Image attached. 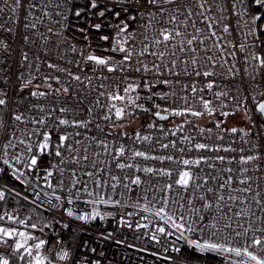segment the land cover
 I'll use <instances>...</instances> for the list:
<instances>
[{
	"label": "snow or ice",
	"instance_id": "6c2138e0",
	"mask_svg": "<svg viewBox=\"0 0 264 264\" xmlns=\"http://www.w3.org/2000/svg\"><path fill=\"white\" fill-rule=\"evenodd\" d=\"M50 2L55 3L56 9L65 7L67 11V0H45V9ZM108 3H112L111 9ZM108 3L103 4L98 16L104 18L110 12L116 20L115 32L111 33V40L109 35L100 37L107 42V47L97 45L101 54L86 53L83 49L78 52L71 43H56L52 49H42V55L33 53L37 64L43 63L50 73L41 75L39 67L30 65L36 76L31 72L27 78L23 72L18 74L17 90L27 89L30 97L37 101L43 99V103L28 104L25 111H20L12 107L8 93L0 88V181L11 176L21 185L16 190L0 183V202L6 204L12 197L33 206L46 204L52 221L57 224L55 213L61 209L68 217L91 222L105 218L99 205H121V201L111 199L105 189L114 191L122 186L131 192L132 186H136L147 191L142 185L147 183L151 188L152 184L163 181L161 187L153 189L154 199L160 202L154 215L179 231V239H185L184 233L196 230L199 225L201 233L207 230L216 242L188 241L195 249L240 258L232 260L231 264H264V145L246 142L245 146L233 147L238 134L250 133L237 127L221 129L223 119L211 122L223 132L217 133L215 139L211 136L212 127L197 126L199 139L184 134L185 125L193 124L188 117L217 114L214 101L221 102V117L235 115L240 107H244L247 116L249 110L245 102L249 98L253 111L264 116V101L257 100L251 92L244 98L233 95L235 110H223L228 108L223 101L229 98V93L218 83L215 70L219 66L227 76L235 78L239 69L234 70V64L224 53L234 56V52L228 51L229 47L242 51L245 47L258 46L255 41L252 45H229L216 30L223 24L222 13L237 6L244 7L243 0H108ZM252 3L257 7L255 14L249 16L246 35L259 40L264 34V0H252ZM224 4L228 8H222ZM86 6L101 8L97 0H88ZM20 7L21 0H11L12 12ZM37 7L32 3L26 12ZM213 10L221 13L218 19H209L208 14ZM73 15L80 17L82 10L73 11ZM63 19L67 20L68 16L64 15ZM141 22L143 25L138 27ZM24 27L35 29L36 24L25 23ZM93 27L99 31L101 24ZM252 28L257 31L253 32ZM48 31L54 32L52 28ZM222 31L228 33L229 27L224 24ZM24 39L28 40V36ZM61 46L82 58L74 62L78 72L68 69L67 65L73 62L64 60ZM213 49L216 59H213ZM48 51H53L52 57ZM56 53L60 54L63 64L55 62ZM22 59L29 61L27 52ZM243 59L245 64L251 59L258 69H264V55L250 52ZM225 65L228 66L225 68ZM34 80L38 82L34 84ZM39 81L46 87L42 88ZM33 87L37 90H32ZM213 89L220 90L213 92ZM205 94L211 98H206ZM258 95L264 96V92ZM117 101L123 106H118ZM193 101L199 107L193 106ZM136 112L151 116L146 127L157 133L155 137L139 131L131 136L124 131L112 132L111 129L122 126L125 118L130 122ZM174 118L184 119L175 123ZM100 121L109 123V129L105 130ZM160 122L173 123L174 128H166ZM260 127L257 135L264 136V124ZM229 134L230 139L225 141V135ZM144 162L153 163L145 165ZM114 169L121 175L115 174ZM44 188L52 190L56 204L47 198ZM56 189L65 196L56 195ZM156 191L159 197L155 196ZM81 192L89 197L83 203L91 210L77 214L67 205L79 200ZM3 204H0V246H3L0 264H13L9 259L13 254H19L18 260L23 264H53L54 259H70V252L60 247L65 241L57 240L53 246L42 238L44 229L52 228L51 223L40 217H21L9 212ZM142 210L153 211L147 203ZM205 211L207 216L202 215ZM62 227L68 228V225ZM156 230L166 236L174 234L164 226ZM36 232L41 235H35ZM234 243L238 246H233ZM53 247L57 249L55 252ZM172 250L180 252L174 245Z\"/></svg>",
	"mask_w": 264,
	"mask_h": 264
},
{
	"label": "built area",
	"instance_id": "2783aa9c",
	"mask_svg": "<svg viewBox=\"0 0 264 264\" xmlns=\"http://www.w3.org/2000/svg\"><path fill=\"white\" fill-rule=\"evenodd\" d=\"M32 3L37 4L38 7L26 12V9L30 8ZM44 3L45 0H21V7L12 12L10 10L11 0L8 3L0 0V8L3 9L0 12V42H2L0 43V81L4 82L0 84V88L8 93L9 102L12 107L19 108L20 111H25L28 104L43 103V99L37 101L36 98L30 97L27 89L19 92L17 90V85L20 83L17 81L18 74L23 72L27 78L31 72L33 76H36L37 74L32 70L30 65L39 67L41 75L51 72V70L44 67L43 63L37 64L33 53L42 55V49H52L56 43L63 44L66 42L75 45L78 52L83 49L86 53L94 51L95 54L99 55L101 54V50L97 48V45H100L101 48L107 47V42L100 40V37L102 35H109L111 40V33L115 32L114 25L116 20L111 16L110 12H107L104 18L98 16V11L103 10V4L108 3V0H97V3L101 5L99 9L88 8L86 6L88 0H67V11H65V7L56 9L54 2H50L49 7L45 9ZM243 5L244 7L237 6L234 9L223 12V24L216 29L218 36H222L223 41L229 45H252L254 41L258 45L255 48L245 47L242 51L229 47L228 51L234 52V56H229L228 52L224 53L225 57L234 64V70L239 69L235 78L227 76L224 68L218 66L215 69L218 73V83L224 85V90L229 93V98L223 101L228 105V108L223 110L227 111L235 110V101L231 99L233 95L237 98H244L249 97V93L251 92L253 95H256L257 100H264V96L258 95V93L264 92V69H258L255 61L251 59L245 64L243 59L250 52L264 55V34L260 35L259 40H256L253 35H246L249 33V16L255 14L257 6L252 3V0H243ZM221 7L228 8V5L224 4ZM245 7L247 8V12H245ZM108 8H112V3H108ZM75 10H82V15L80 17L74 16L73 11ZM44 12H47V15ZM64 15L68 16L67 20L63 19ZM208 15L209 19H218L221 13L213 10ZM25 23H35L36 28H25ZM97 23L101 24L99 31L93 27ZM109 24H112L113 27H109ZM224 24L229 27L228 33L222 31ZM142 25L143 22L138 27ZM49 28H52L54 32L50 33L48 31ZM81 29H84V31L81 32ZM252 31L256 32L257 29L252 28ZM55 32H60L62 35L57 36L54 34ZM25 35L28 36V40L24 39ZM148 35L151 38V30H149ZM43 37H46L47 40L43 39ZM212 51L213 59H216L217 57L214 54L215 49ZM24 52L28 53V62L22 59ZM61 52L65 54L64 60L73 62L67 65L68 69L78 72L79 70L75 68L74 62L82 58L77 53L63 48V46H61ZM48 55L52 57L53 51H48ZM54 60L63 64L59 53L55 54ZM227 66L225 65V68ZM103 74L101 73V75ZM253 76H255V80ZM36 82L38 81L34 80V84ZM257 83L259 87H256ZM53 86L55 87L56 85L54 84ZM197 87H200L199 83H197ZM32 90L37 89L32 88ZM218 90L220 89H213V92ZM205 95L206 98H211L210 95ZM157 102L159 103L160 101ZM116 103L118 106H123L119 101ZM214 104L217 107V113H219L222 110L220 108L221 102L214 101ZM193 106L199 107L195 101H193ZM245 106L249 110L247 115L249 125L244 131L250 134H238L234 138L235 144H233V147L237 145L245 146L246 142L264 145V136L257 135L261 131L260 118L258 113L253 111L250 98L245 102ZM145 107H149V105H145ZM241 110L245 111L244 107L235 110V114ZM249 116L251 119H249ZM100 123L105 130L109 129V123L104 121H100ZM164 126L166 128H174V124ZM198 127L207 129L211 126L199 125ZM223 128L227 127H221V129ZM221 129L212 127L211 136L213 139H215L217 133L223 134ZM111 130L113 133H119L117 130ZM137 131L142 134L151 133L153 137L157 135L154 130H149L146 126L139 127L133 132H129L128 135L131 136ZM184 134L195 136L199 139L197 127L191 128L185 125ZM230 136L231 134L225 135V141H228ZM123 139L121 138L120 142H123ZM128 144L131 145L132 141L129 140ZM141 147H146V145H142ZM103 158V155H101V159ZM152 163L144 162L145 165H151ZM114 172L117 175H121L117 169H114ZM252 175L256 176L259 174L252 173ZM0 183H5L10 189L15 188L19 190L21 188V185L11 176L6 177ZM52 183L55 185V178L52 179ZM162 183L163 181L160 184H152L151 188H149L147 183L142 185L143 188L148 189L147 191H141L136 186H132L134 190L131 192L125 190L122 186H118L114 191L105 189L109 193V197L113 200H120L121 205L115 207L99 205L98 208L105 218L103 220L97 218L91 222L79 221L74 217H68L64 214L63 209H61V211L55 213L56 219L59 221V224H57L52 221V215L46 210V204L43 207L33 206L30 202L14 200L12 197H9L6 204H3V202H0V204H3L4 208L9 212L16 213L21 217L32 216L34 219L40 217L51 223L52 228H45L42 238L47 239L53 246L57 240L65 241L66 243H62L60 247L70 252V259L68 261L54 259L53 264H73V261H76L77 264H231L232 260L240 259L234 256L230 257L227 253L201 252L190 245L188 241L198 240L203 243L206 240H212L216 242L207 230L201 233L199 225H197L196 230L184 233L185 239H179L181 235L179 231L171 228L170 225H165L163 221L159 220L154 215V211L160 207V202L158 199H154L153 189H158L162 186ZM40 184L43 185V181H40ZM28 191L31 192V189H28ZM44 191L48 193L47 198H51L53 204H56L57 201L52 195V190L44 188ZM116 193H119V195H116ZM56 195L63 198L65 193L60 189H56ZM159 195V191H156L155 196L159 197ZM79 196V200H74V203L67 205V207L73 208L77 214L84 210L90 211V207L83 203L89 197L82 192L79 193ZM144 197L147 199H144ZM31 199L32 197H30ZM42 199L45 198L42 196ZM145 203L153 209L152 212H144L142 210ZM39 204L40 202L37 201V205ZM137 204L140 207L133 206ZM168 207L171 209V204ZM181 211H184V209H181ZM202 215L207 216L208 212L205 211ZM8 223L10 224V222ZM64 224H67L68 228H63L62 225ZM140 225H147V227ZM160 226L166 227L168 231L174 234L166 236L159 233L156 229ZM35 235L40 236L41 234L36 232ZM224 235H227V233L225 232ZM153 236H155V239H153ZM173 245L180 248V252L173 251ZM233 246L238 245L234 243ZM2 247L0 246V248ZM56 250L53 247L52 251L55 252ZM14 256L15 254L9 256V259L12 260ZM164 257H171V259H164Z\"/></svg>",
	"mask_w": 264,
	"mask_h": 264
},
{
	"label": "rangeland",
	"instance_id": "374dc122",
	"mask_svg": "<svg viewBox=\"0 0 264 264\" xmlns=\"http://www.w3.org/2000/svg\"><path fill=\"white\" fill-rule=\"evenodd\" d=\"M139 117H140V113L136 112V114L134 116V120L129 122V121H127L128 119H126V121L123 122L122 126H117L116 128L121 129V130L122 129L132 130V129L137 127ZM215 118L218 121L223 119L225 122H224V124H222V126L227 127V128L237 127V128H242V129L246 130L248 128V125H249V120H248L247 116L245 115L244 110L239 111L235 115H229L228 117H221L219 115V113H217ZM199 119H200V124H204L207 121V119H209V118L201 117ZM260 122H261V124H264L262 119L260 120ZM118 125H120V122H118ZM15 255L18 256L19 254H15ZM18 261L19 260H17V264H19ZM13 264H14V262H13Z\"/></svg>",
	"mask_w": 264,
	"mask_h": 264
},
{
	"label": "trees",
	"instance_id": "16d2710c",
	"mask_svg": "<svg viewBox=\"0 0 264 264\" xmlns=\"http://www.w3.org/2000/svg\"><path fill=\"white\" fill-rule=\"evenodd\" d=\"M37 83V82H36ZM41 83V87L42 88H45L46 87V84H44L43 82H40ZM33 88H35V87H33ZM140 113V112H139ZM217 115V114H216ZM216 115H214V116H211V117H205V118H209V119H207V121L204 123V124H200V119L199 118H193V117H188L187 119H190V120H192L193 121V124L191 125V126H188V125H186L187 127H197V126H199V125H207V126H211V127H213V125H212V121H218L216 118H215V116ZM258 116H259V118H260V120H261V116H260V114L258 113ZM126 119H128L127 121H129V118H125V121H126ZM184 118H174V120H175V123H181L182 122V120H183ZM132 120H134V117H132V118H130V121H132ZM150 120H151V116L149 115V116H146L145 114H143V113H140V117H139V121H138V125H137V127L136 128H134V129H132V130H124V129H118V128H113V130H117V132H120V131H124V132H127V133H129V132H133L135 129H137V128H139V127H142V126H146L149 122H150ZM124 121V122H125ZM118 123V122H117ZM160 123H162V124H164V125H173V123H168V122H160ZM223 127V126H222ZM213 128H215V127H213ZM17 260H18V256H14V258H13V262H14V264H17ZM18 263L19 264H23V262H21V261H18Z\"/></svg>",
	"mask_w": 264,
	"mask_h": 264
},
{
	"label": "water",
	"instance_id": "95a60500",
	"mask_svg": "<svg viewBox=\"0 0 264 264\" xmlns=\"http://www.w3.org/2000/svg\"><path fill=\"white\" fill-rule=\"evenodd\" d=\"M262 101H264V100H262ZM261 116V115H260ZM261 119H262V121L264 122V116H261Z\"/></svg>",
	"mask_w": 264,
	"mask_h": 264
}]
</instances>
